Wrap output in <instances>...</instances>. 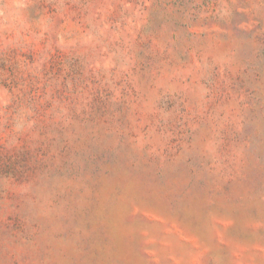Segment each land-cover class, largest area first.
I'll list each match as a JSON object with an SVG mask.
<instances>
[{"label":"rangeland","instance_id":"374dc122","mask_svg":"<svg viewBox=\"0 0 264 264\" xmlns=\"http://www.w3.org/2000/svg\"><path fill=\"white\" fill-rule=\"evenodd\" d=\"M0 264H264V0H0Z\"/></svg>","mask_w":264,"mask_h":264}]
</instances>
